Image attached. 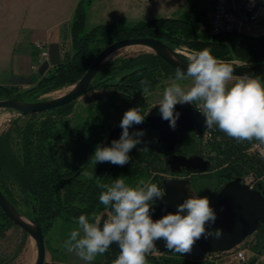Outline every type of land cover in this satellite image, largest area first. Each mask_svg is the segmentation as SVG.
<instances>
[{
  "label": "trees",
  "instance_id": "1",
  "mask_svg": "<svg viewBox=\"0 0 264 264\" xmlns=\"http://www.w3.org/2000/svg\"><path fill=\"white\" fill-rule=\"evenodd\" d=\"M81 2L82 0L75 7L70 26L71 53L66 54L59 64L53 66L38 82L22 92H16L18 91L16 86L0 84V99L36 101L40 94L49 89L79 79L104 45L127 37H152L173 49L180 45L194 47L199 51L208 48L214 57L225 62L231 58L232 52L252 63L264 61V35L252 40L234 34H220L208 39L198 31V24L191 20L188 12L177 17L160 16L133 24L123 22L102 24L86 30L85 8L81 6ZM158 70L176 71L154 53H143L137 58L103 64L93 79V89L113 87L122 91L127 89L142 92L141 80L149 81L150 89L155 83ZM258 76L264 79V74ZM72 103L73 101L40 114H26L29 118L22 124L15 122L12 128L0 134V189L15 207L19 201L25 205L26 215L37 221L43 234L57 217L66 222L72 220L77 222L81 214L87 215L90 219L98 215L105 210L99 202L102 190L97 186L98 183L110 184L120 176H124L129 183L132 176H137L140 172L139 175H143L141 171L143 167V171H148L152 161L159 160L155 153L158 146L154 142L150 146L141 143V149L147 147L148 151L141 150L135 154L138 167L131 160L128 164L115 168L110 166L111 163H98L91 178L83 177L82 171L91 162L96 145H111L108 140L111 126L105 127L91 113L92 118L86 119L78 128L69 127L66 116ZM133 107L140 105L134 101H126L122 106L125 111ZM143 113L142 110L141 114ZM37 115L42 117L37 118ZM188 140L191 143L190 139ZM187 144L188 141L185 142V152ZM226 144L224 147L219 144L210 145V150L217 157L223 155L225 160L223 167L219 165L214 173L218 184L219 179L225 183L234 177H241L242 173L249 171L248 168L252 170L254 167L252 159L248 160L247 157L242 159L241 156L236 161L230 159L226 163L236 143ZM257 188L262 191L260 184ZM13 189H16L20 198L14 197ZM9 224L13 223L0 209V234ZM254 234L257 238L252 246L260 254L264 247V221L259 224ZM118 255V251L108 250L103 254L104 261L93 264H113ZM256 260L257 257L244 264H254ZM147 262L215 264L200 261L198 258L182 257L168 250L162 253L161 257L149 255Z\"/></svg>",
  "mask_w": 264,
  "mask_h": 264
},
{
  "label": "clouds",
  "instance_id": "2",
  "mask_svg": "<svg viewBox=\"0 0 264 264\" xmlns=\"http://www.w3.org/2000/svg\"><path fill=\"white\" fill-rule=\"evenodd\" d=\"M234 69L232 63L217 59L208 48L194 51L188 57L186 70L177 67L175 71V81L190 84L185 87L173 82L154 107L158 106L161 118L174 130L180 117L176 106L195 105L204 117L206 129L218 128L238 143L252 144L264 159V79L258 75H234ZM140 83L142 94H147L149 81ZM141 112L140 107L124 112L119 139L112 140L110 146L96 145L91 157L95 164L122 167L130 162L129 153L142 143L145 134L143 130L130 132L134 125L145 121ZM97 186L102 190L99 202L106 213L91 219L81 214L78 227L63 242V248L85 264H92L113 243L119 247L113 264H148L147 257L159 253L157 241L163 240L168 251L182 256L190 253L201 238L218 239L223 234L220 228L208 230L218 217L207 196L192 193L177 205L175 212L153 219L156 201L165 196L156 183L141 179L135 186H129L124 176H120L110 184Z\"/></svg>",
  "mask_w": 264,
  "mask_h": 264
},
{
  "label": "rangeland",
  "instance_id": "3",
  "mask_svg": "<svg viewBox=\"0 0 264 264\" xmlns=\"http://www.w3.org/2000/svg\"><path fill=\"white\" fill-rule=\"evenodd\" d=\"M90 1L91 0H82L81 2V6L85 8V14H86V7ZM164 4L166 6L164 7V10H166V12L164 13L163 10L162 11L163 13L161 12L159 14L153 15L152 18L160 17V16L177 17L184 12H188L190 14L191 20L198 24V31L201 33V35L207 36L208 39L213 38L210 37L208 31V22L212 8V0H165ZM6 6L19 7V4L10 0L7 4L3 3L1 5V7H6ZM100 12L101 10L93 12L92 19L93 20L94 18L98 19L100 16L99 14ZM58 15L61 14L58 12L55 13V16ZM19 16H21V13L16 14L15 12L11 17L15 21L16 18H18ZM23 16H25L24 13L22 17ZM91 20H89V22L87 23L85 17L84 26L86 30H90L97 25L106 24V23L94 24ZM70 26H71V22L69 23L68 27H65L66 29L69 28V32H70ZM0 35H1V31H0ZM262 35H264V18L258 21V23L255 25L254 29L250 34L244 35L242 37H244L245 39L247 38L248 40L250 39L252 40ZM35 42L45 44L47 48L49 44L43 43L41 41H34V46L38 50V60H39V48L35 45ZM107 45H104V47H106ZM175 49L177 53H179V55H181L186 60H188V57L194 51H199L194 47H190L186 45L177 46ZM71 51H72V40L70 34L69 39L66 38V36H64L61 39V60L66 54H70ZM143 53H152V52L150 51V49L139 45L127 46L113 53L109 58H107L104 64L107 65L109 63H118L120 61H124L129 58H137L139 55ZM230 55L231 58L227 62L232 63V65L252 63V61L247 60L246 58H240V56L235 55L234 52L230 53ZM42 63H39L38 61L39 66ZM52 67L53 66L49 64L47 69L42 74H38L37 82L42 76L47 74L49 70L52 69ZM156 73L157 74L155 76V83L154 85L151 86L147 94H142V92H137V91L133 92L127 89H124L122 91L120 89H116L113 87H106V88L91 89L87 93L81 95L80 97H78L73 101L66 116V118L68 119L69 127L78 128L84 123L86 119L92 118V114L97 116L99 121L105 127L113 126L116 124L117 121H120L122 119L123 114L125 112V109H123L122 106L126 101H134L138 103L140 105V108L143 110V112H146L153 105L157 104V102L160 99H162L164 89L173 82L180 83L182 86L185 87H187L190 84V81H175V71L166 72L163 70H158ZM3 79L5 78H3L0 75V83L4 82L2 81ZM7 80H11V79H6V81ZM77 80L72 82H66L52 89H49L48 91L40 94L37 100L53 98L63 95L64 93L72 89V87L74 86ZM33 84L34 83L14 84L12 82L11 83L8 82L4 85L16 86L18 90L16 92H22L24 89L30 87ZM1 99H7V98H1ZM182 106L195 108V105L184 104ZM40 113H44V112H40ZM40 113H36V114H40ZM41 117L42 115L41 116L37 115V118H41ZM28 118L29 116L20 115L16 111L11 109H0V134L5 132L9 128H12L15 122L22 124L23 121L27 120ZM226 143H236L235 148L230 152L232 153L230 155V158L226 159V163L227 160L230 159H231L230 161H236L240 156L242 159L246 157L248 160L252 159L254 161L255 168L253 167L252 170L248 168L249 171H245L244 173H242L243 175L241 176V178L247 177L249 175L253 176L255 179L254 184H256L257 187H259L260 184L262 186V191L264 192V159L260 158L259 150L254 148L253 145L248 142L238 143L236 140L229 138L224 132L220 131L218 128L214 130L207 129L205 133H202V135L194 136L193 140H191V143L189 142L187 144L188 151H193L194 153L200 154L204 158L210 160L211 166L206 172L192 173L187 171L184 173H177V174L169 173L163 170L164 166L162 163V159L158 155V158L160 160L155 159L154 161H152V164L150 165L151 171H143L144 170L143 167V169L141 168L143 175H139L141 173L140 172L139 174H137V176H132L129 183L126 180L125 182L129 186H135V184L138 181L143 179L145 181H151L152 183L162 185V179L165 177H178V178L185 177L190 179L188 189H190L191 191H188L189 195L195 193L199 196H207L211 203L212 201L215 200V196L217 192L224 184L223 182H221L220 179L218 180L220 181V183L219 184L217 183V179L214 177V173L218 169L219 165L223 167V165L225 164V160H223L224 159L223 155L217 157L214 154V152L210 150V145L219 144L222 147H224L227 145ZM140 149L141 146L139 144L137 145L136 148H134L130 152L131 161H133L134 164H136V167H138L137 166L138 161L134 157L135 154L138 151H140ZM242 164L241 167H243L244 165ZM141 166H143V163ZM97 167H98V163L95 164V162L91 160L89 165L83 169L82 176L86 178H91L95 174ZM131 167L132 166H130V168ZM258 172L259 174H257ZM13 191H14V197L15 198L17 197V199L20 198L16 189H13ZM16 208L21 213V217L26 219L25 215L27 209L25 208V205L21 201H19L17 203ZM154 209L156 210V205H154ZM105 213L106 210H103L98 215H102ZM77 227H78V223L76 221L74 222L72 220L71 222H66L62 220L60 217L54 219L52 226L44 234L45 262H49V263L58 262L61 264H85L84 261L80 260L74 254H69L63 248V242L68 238L70 232L76 229ZM256 238H257L256 234L254 233L251 234L242 242L240 247L243 248V250L249 257V260L258 256L257 251L252 246L256 242ZM29 249L33 250V257L30 259H26L25 254ZM161 254L162 253H158L157 255L154 256L161 257ZM35 257H36L35 243L32 240V238L29 237L23 230H21L18 226L14 224H9L7 228L3 229V232L0 234V264H33ZM182 257L192 258L188 255V253L182 255ZM103 259H104L103 255H97L96 259L92 262V264L96 262H102L104 261ZM192 259H197V258H192ZM221 260L222 259L220 258V256L216 254H212V256H207L206 259L200 261L219 263ZM235 264H240V263H235Z\"/></svg>",
  "mask_w": 264,
  "mask_h": 264
},
{
  "label": "water",
  "instance_id": "4",
  "mask_svg": "<svg viewBox=\"0 0 264 264\" xmlns=\"http://www.w3.org/2000/svg\"><path fill=\"white\" fill-rule=\"evenodd\" d=\"M139 45L150 49V51L160 56L174 69L181 67L186 70L188 60L184 59L176 49L170 47L163 41L152 37H127L119 39L104 47L93 59L87 70L76 81L71 90L63 95L40 99L33 102L20 101L15 98L0 99V109H11L20 115L33 114L50 111L53 108L74 101L81 95L93 89V79L100 67L114 52L121 48ZM61 61L59 45L51 43L48 46V60L43 61L39 66L38 74H42L49 64L55 66ZM247 64V66H245ZM232 65L234 75H261L264 74V61L257 63H245ZM245 66V67H243ZM38 74L31 77H12L14 84L36 83ZM156 105V104H155ZM153 105L146 115L145 121L140 125H134L130 132L144 130L150 127L157 131L159 139L164 142L168 149L178 150L179 140L177 132L193 130L197 135H202L206 129L204 117L194 108L182 105L176 106V111L180 113L177 125L173 130L169 122L161 118L159 108ZM122 133L119 124L113 126L109 131L108 140H118ZM167 170L172 173L183 170L192 173L206 172L211 162L202 155L192 153L184 155L175 153L166 159ZM190 179L178 177H165L162 179L161 189L165 192L163 200L156 201V210L153 219H159L167 212H175L178 204L182 203L189 195L188 185ZM211 206L217 213L215 224L209 225V231L220 228L223 234L220 238H201L193 246L188 255L192 258L202 257L205 253L228 251L241 244L248 236L253 234L259 224L264 221V192L259 188H250L237 176L226 181L211 202ZM0 209L7 218L21 230H23L35 243L36 257L33 264H45V239L40 225L35 219L21 217L18 209L7 199L0 189ZM104 215V214H102ZM106 218V216H105ZM159 253L167 251L164 241L156 242ZM112 251H118L119 247L113 243L110 246Z\"/></svg>",
  "mask_w": 264,
  "mask_h": 264
},
{
  "label": "crops",
  "instance_id": "5",
  "mask_svg": "<svg viewBox=\"0 0 264 264\" xmlns=\"http://www.w3.org/2000/svg\"><path fill=\"white\" fill-rule=\"evenodd\" d=\"M10 0H0V84L11 83L12 77H31L38 74V50L34 41L58 43L61 57V39L70 38L69 26L79 0H11L19 7H1ZM165 0H91L86 7V21L93 12L101 10L96 23L133 24L148 20L164 10ZM16 12L21 16L14 21ZM61 15L55 16V13ZM164 13L166 10L163 11ZM162 12V13H163ZM23 16L22 17V15ZM64 29V30H63ZM254 264H264V249Z\"/></svg>",
  "mask_w": 264,
  "mask_h": 264
},
{
  "label": "built area",
  "instance_id": "6",
  "mask_svg": "<svg viewBox=\"0 0 264 264\" xmlns=\"http://www.w3.org/2000/svg\"><path fill=\"white\" fill-rule=\"evenodd\" d=\"M263 18L264 0H212V8L208 22L209 35L210 37L220 34L248 35L252 32L258 21ZM35 45L39 48L38 61L42 63L45 59H48V48L45 44L38 42H35ZM241 181L250 188H257L256 184H254L255 179L251 175L241 178ZM241 244L228 251L205 253L198 259L204 260L207 256L216 254L222 260L215 264L247 263L249 257L243 248H240Z\"/></svg>",
  "mask_w": 264,
  "mask_h": 264
},
{
  "label": "flooded vegetation",
  "instance_id": "7",
  "mask_svg": "<svg viewBox=\"0 0 264 264\" xmlns=\"http://www.w3.org/2000/svg\"><path fill=\"white\" fill-rule=\"evenodd\" d=\"M150 108L143 113V115L146 117L147 113L149 112ZM95 116V115H94ZM97 117V116H96ZM120 122L116 123L115 125L119 124ZM113 125V126H115ZM111 126V128L113 127ZM111 128L109 129V131L111 130ZM144 136L141 138L142 139V143H145L147 146H150V145H153V142L158 146V148L155 150L156 151V156H160V158L162 159V163H163V170L164 171H167V164H166V159L172 155V154H175V153H180V154H184V155H190L192 153H194L193 151H188L186 149V152H185V142L188 141L189 143V140H193L194 136H196L197 134L195 133V131L193 130H187L186 132H177L176 133V136L179 140V148L178 150H171V149H168L167 145L162 142L159 137H158V133L156 130L150 128V127H147V128H144ZM109 135V133H108ZM151 139V140H150ZM111 142V141H110ZM188 148V147H187ZM160 160V159H159ZM111 167H118L117 165H113V164H110ZM148 171H151V167L149 166L148 167ZM184 172H187L185 170L181 171V172H176L177 173H184ZM169 173H172V172H169ZM172 174H175V173H172ZM158 186L161 187V184H157Z\"/></svg>",
  "mask_w": 264,
  "mask_h": 264
},
{
  "label": "bare ground",
  "instance_id": "8",
  "mask_svg": "<svg viewBox=\"0 0 264 264\" xmlns=\"http://www.w3.org/2000/svg\"><path fill=\"white\" fill-rule=\"evenodd\" d=\"M115 53V52H114ZM26 259H30L33 257V250L29 249L25 254Z\"/></svg>",
  "mask_w": 264,
  "mask_h": 264
}]
</instances>
